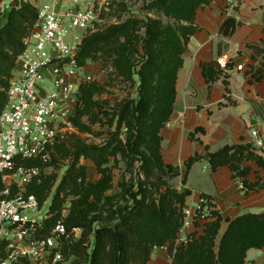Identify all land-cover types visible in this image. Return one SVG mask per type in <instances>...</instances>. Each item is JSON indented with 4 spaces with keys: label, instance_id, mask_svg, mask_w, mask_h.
I'll return each mask as SVG.
<instances>
[{
    "label": "trees",
    "instance_id": "1",
    "mask_svg": "<svg viewBox=\"0 0 264 264\" xmlns=\"http://www.w3.org/2000/svg\"><path fill=\"white\" fill-rule=\"evenodd\" d=\"M207 5L206 0H153L152 7L190 24L178 28L180 35L171 28H163L158 22L146 24L144 38L141 39L143 55L136 63L140 66L137 73L133 72L135 56L138 54L137 21L111 26L82 40L76 57L78 64L84 66L87 60H92L99 54L104 58H111L118 76L129 81H132L134 74L138 76V96L136 100L119 104L118 111L108 119L110 126L116 117L119 126L121 123L125 125V143L117 141L115 144L110 140L105 145L97 146L86 145L80 139H74L70 144L73 148L72 160L57 192L81 194L87 209L94 208L93 205L89 206L87 199L92 193L98 199L99 193L92 186L87 188L83 185L84 168L78 166L81 158L92 161L100 168L107 156L119 154L127 160L128 167L139 163L143 179L137 181L135 190H126L128 198L124 200V205L117 203L106 209V203H103L97 209L98 214L90 220H87V211L77 209H74L72 216L66 218L67 229L82 228L84 238L88 234L92 235L87 247L81 245V242L64 251L67 258L74 257L71 264H148L150 250L166 244L170 246L171 264H244L248 250H264V213L244 214L231 220L223 219L213 209L209 213L213 220L202 224V234H195L197 237L194 235L186 247L178 248L174 253L171 249L180 229L182 208L189 192L184 190L181 193L168 185V181L182 176L181 183L185 186L189 170L202 157L194 155L185 161L181 175L179 167L165 164L162 160L160 131L173 111L177 74L182 66V55L186 51L187 42L199 30L193 26L196 12ZM35 20V10L23 5L19 9L12 8L5 15L4 24L0 25V113L5 105V95L1 89L8 85L15 58L22 51L21 41L30 32ZM238 26L239 23L233 17H226L219 27V34L230 37ZM260 46H249L262 59L260 67L254 70V82H259L263 76L264 41ZM254 60L257 61L256 58ZM201 69L209 90L222 76L227 88L226 80L229 77L216 61L201 65ZM81 91L83 107L77 109L73 124L81 132H87L88 128L80 124V117L86 115L90 123L95 124L100 114L105 117L109 114L102 111V102L93 100L95 93L103 91L102 87L92 84L83 86ZM201 130L197 128L195 132ZM189 138L194 140L193 134ZM65 144L57 146L58 153H68ZM247 162H254L264 171V159L254 152L251 145L225 146L208 157L212 172L228 167L232 178L242 180V187L248 195L249 192L259 191L264 185L245 180L249 173V168L244 166ZM46 186V181H43L40 185H32L29 191L42 202ZM1 190L0 180V192ZM201 197L212 208L208 197ZM103 212L107 215L105 219L101 217ZM58 217L57 213L52 221L55 222ZM103 220H106L105 225L92 228L95 222ZM222 222L227 227L215 251ZM196 226L199 225L196 223Z\"/></svg>",
    "mask_w": 264,
    "mask_h": 264
},
{
    "label": "built area",
    "instance_id": "2",
    "mask_svg": "<svg viewBox=\"0 0 264 264\" xmlns=\"http://www.w3.org/2000/svg\"><path fill=\"white\" fill-rule=\"evenodd\" d=\"M41 1L0 3L3 15L24 4L36 12L8 85L1 89L5 105L0 113V264H71L64 251L81 244L83 236L82 228L67 229L64 212L53 222L57 211L52 201L40 202L29 189L45 180L58 164L57 146L76 133L73 120L80 91L91 81L78 64L77 53L85 33L105 26V14L116 0ZM240 1L221 0L226 17L235 14ZM243 68L238 65L235 70ZM250 136L254 151L263 152L258 132L251 130ZM209 210L203 197L194 206L182 208L173 253L188 243L191 234H200L201 226L195 228V224L202 223Z\"/></svg>",
    "mask_w": 264,
    "mask_h": 264
},
{
    "label": "crops",
    "instance_id": "3",
    "mask_svg": "<svg viewBox=\"0 0 264 264\" xmlns=\"http://www.w3.org/2000/svg\"><path fill=\"white\" fill-rule=\"evenodd\" d=\"M231 17L239 26L232 36L223 37L219 27L226 16L221 0H213L196 12L193 26L199 30L189 37L182 55L173 111L160 131V152L163 162L179 167L181 175L185 161L194 155L201 156L189 170L183 186L189 192L184 207L194 206L201 196H206L213 211L232 220L244 214L264 213V187L247 195L242 180L232 178L228 167L212 172L203 155L225 146L253 147L251 130H256L264 142V67L261 80L254 82V70L260 67L262 59L249 48L264 41V0H241ZM212 61L228 75L227 88L222 76L208 89L201 65ZM238 65L244 70L237 72ZM197 128L202 130L195 132ZM190 134L194 140L189 138ZM254 152L264 159V148L263 152ZM244 166L249 168L246 181L264 185V171L254 162ZM179 177L182 185V176ZM226 227L223 222L221 230L224 232ZM244 264H264V250H248Z\"/></svg>",
    "mask_w": 264,
    "mask_h": 264
},
{
    "label": "rangeland",
    "instance_id": "4",
    "mask_svg": "<svg viewBox=\"0 0 264 264\" xmlns=\"http://www.w3.org/2000/svg\"><path fill=\"white\" fill-rule=\"evenodd\" d=\"M152 1L153 0H116L109 13L105 14V26L102 27L100 31L98 30L96 32L85 33L83 35V39L88 36L101 33L111 26L122 25L127 21H137L138 26L136 30V36L138 37V54L135 56V67L133 68V72L137 73L140 66L136 65V63L140 61V57L143 55L141 39L144 38L146 24L150 22H158L163 28L173 29L177 35H180L178 30L179 27L190 24L188 21L183 19H177L173 16L165 15V13L162 11L152 7ZM206 1L209 5L213 0ZM41 2H46V0H42ZM13 3L16 5L17 0H13ZM4 17L5 15L0 13V25L4 24ZM84 67L91 75L90 83L85 84L84 87L92 84L102 87L103 91L101 93H95L93 95V100L102 102V111H106L109 115L105 117L100 114L98 116V122L95 124L90 123L89 118L86 115L80 117V124L87 127L88 131L81 132L77 127H75L76 133L72 136H69V138L65 141L66 144H64L65 148L68 149V153H58V160L56 161L58 164L54 165L45 176L44 181H46L47 186L44 190V199L42 200V203H48L51 201L52 203H55L56 200L54 210H56L59 215L64 212V215H66V218H68L74 214V209L84 210L87 211V220H90L94 215L98 214L97 209L101 207L103 203L107 204H105L106 209H110L111 206L117 203L124 205V200L128 198L126 190L130 188L133 189L137 181L139 179L142 180L143 177L141 172H139V163H135L133 167H128L127 160L119 154L107 156L105 163L100 168H98L92 161L81 158L79 160L78 166H82L84 168V178L82 179L83 185L87 188L92 186L94 190L98 191L99 193L98 199H96L93 193L88 196L87 203L89 206L93 205L94 208L87 209L81 194L75 195L70 194L69 192L66 194L57 192L58 186L72 160L71 153L73 148L70 146V144L74 141V139L78 138L86 145L97 146L105 145L110 140L114 141L115 144L117 141L125 143L127 132L125 125L121 123L119 126V122L116 117L110 126L108 119H111L113 113L118 111L117 107L119 104H122L124 101L136 100L138 96V76L134 74L132 76V81L126 80L122 76H118L111 58L107 59L99 54L94 59L87 60L84 63ZM82 95V91H80L81 98L79 110L83 107L81 101ZM179 181L180 177L168 181V185L180 191L183 186L179 184ZM95 200L97 202H95ZM109 205L111 206L109 207ZM209 212L210 210L208 213ZM101 217L105 219L107 217L106 213L103 212ZM212 220L213 218H211L209 214L205 217L202 223L199 222V226H201L200 234H202V224ZM105 223L106 220L95 222L92 228L94 229L98 226L105 225ZM199 226H196L195 224V228H198ZM223 226L225 225L223 224ZM223 233L224 232L220 228L219 236L216 239L215 251L218 249L217 247L219 244V239ZM194 235L195 233L189 236L188 243L191 241ZM91 239V234H88L86 238H84L83 235L82 242L87 247L90 244ZM187 244H185L183 247H186ZM163 247H165L166 250L159 252L154 251V248L150 250L148 264L172 263L169 253V244H166ZM73 258V256L68 257V261L72 263Z\"/></svg>",
    "mask_w": 264,
    "mask_h": 264
},
{
    "label": "water",
    "instance_id": "5",
    "mask_svg": "<svg viewBox=\"0 0 264 264\" xmlns=\"http://www.w3.org/2000/svg\"><path fill=\"white\" fill-rule=\"evenodd\" d=\"M240 77H238V79H239ZM203 157H204V159H206V160H208V157H209V153H205L204 155H203ZM181 193L182 192H184V188H181Z\"/></svg>",
    "mask_w": 264,
    "mask_h": 264
}]
</instances>
